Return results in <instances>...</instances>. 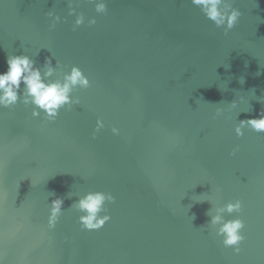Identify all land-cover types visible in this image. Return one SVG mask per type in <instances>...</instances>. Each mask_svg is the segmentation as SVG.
<instances>
[{"label": "water", "instance_id": "water-1", "mask_svg": "<svg viewBox=\"0 0 264 264\" xmlns=\"http://www.w3.org/2000/svg\"><path fill=\"white\" fill-rule=\"evenodd\" d=\"M233 6L241 16L225 35L191 0H108L105 13L77 0L75 31L69 0H0V72L23 53L58 60L53 78L78 65L90 80L55 121L0 108L3 264H264V132L234 131L264 110V0ZM96 190L115 201L87 230L71 206ZM234 199L241 211L225 216L244 221L239 253L206 215Z\"/></svg>", "mask_w": 264, "mask_h": 264}, {"label": "clouds", "instance_id": "clouds-1", "mask_svg": "<svg viewBox=\"0 0 264 264\" xmlns=\"http://www.w3.org/2000/svg\"><path fill=\"white\" fill-rule=\"evenodd\" d=\"M77 0H69L68 14H75L73 31L85 22L82 12H77L73 3ZM97 13L107 11L108 0H92ZM204 16L212 21L217 28H222L226 35L237 23L241 16L239 8L233 6V0H191ZM46 15L50 18L49 29L55 28L61 21V17L54 11L49 10ZM89 25L96 23V18L88 19ZM7 68L0 72V108H10L17 103L32 107V116L43 115L47 121H55L59 112L63 108H71L80 104V97L73 95L77 88L87 89L90 86L88 76L78 65H72L69 70L62 71L56 75L62 66L58 60L53 67L51 58H45L42 66H37L36 61L27 54H9L6 58ZM243 82V80H241ZM238 101L231 102L232 107ZM223 109H217L219 115ZM104 127V121L97 118L93 130V137ZM251 128L256 132H264V110L255 117L241 119L235 126L237 136H243L245 128ZM119 129L115 126L111 128L113 134H119ZM239 146L232 149L230 155H235ZM72 204L79 213L78 217L82 228L87 230H97L110 220V215L105 207L106 202H114L115 197L110 192L87 191ZM203 201L201 199H197ZM64 200L57 196L51 200L48 215V228L55 227L63 210ZM242 201L240 199L229 200L226 203L211 207L206 215L210 217L209 224L216 226V235L222 237L225 247H231L233 252L241 251L240 244L245 239L242 232L244 221L238 216L228 219L225 214L240 212ZM103 213V214H101ZM0 264L3 260L0 259Z\"/></svg>", "mask_w": 264, "mask_h": 264}]
</instances>
